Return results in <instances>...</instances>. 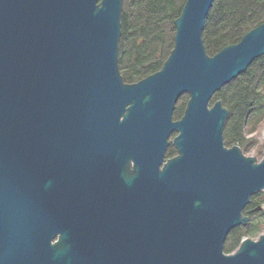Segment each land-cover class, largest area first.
Listing matches in <instances>:
<instances>
[{
  "label": "water",
  "instance_id": "water-1",
  "mask_svg": "<svg viewBox=\"0 0 264 264\" xmlns=\"http://www.w3.org/2000/svg\"><path fill=\"white\" fill-rule=\"evenodd\" d=\"M212 1L185 0L161 67L126 82L123 0H0V264H264V232L223 250L264 155L226 146L210 104L264 54V21L209 55Z\"/></svg>",
  "mask_w": 264,
  "mask_h": 264
},
{
  "label": "trees",
  "instance_id": "trees-1",
  "mask_svg": "<svg viewBox=\"0 0 264 264\" xmlns=\"http://www.w3.org/2000/svg\"><path fill=\"white\" fill-rule=\"evenodd\" d=\"M184 2L123 0L118 63L124 81H138L161 67L173 46L174 20ZM263 21L264 0H213L202 30L207 54L213 55L222 47L238 42L245 32ZM187 98L188 94L184 93L176 103L174 119L181 116ZM216 99L228 109L223 127L224 144L228 147L237 144L242 151L255 145V140L247 138L246 133L264 122V54L215 92L210 104ZM262 148L264 143L258 145L256 152L261 157ZM165 153L166 157L172 156L174 147L169 145ZM260 217H264V211L251 216L246 225L233 227L226 235L224 252L233 251L243 237L262 229Z\"/></svg>",
  "mask_w": 264,
  "mask_h": 264
},
{
  "label": "rangeland",
  "instance_id": "rangeland-1",
  "mask_svg": "<svg viewBox=\"0 0 264 264\" xmlns=\"http://www.w3.org/2000/svg\"><path fill=\"white\" fill-rule=\"evenodd\" d=\"M246 137L249 139H254L255 140V145L253 146H249V149H244L243 153L245 155H251V156H255L257 158V160L261 159V156L257 155V149H258V145H261L264 143V122L262 121L257 127H255L252 131L246 133ZM262 155H264V148H262ZM262 207L264 208V204L262 205ZM262 220L263 222V227L262 229H259L257 232L253 233L252 235L248 236L252 239H255L258 237V235L262 232H264V217L263 218H259ZM256 222V220H254Z\"/></svg>",
  "mask_w": 264,
  "mask_h": 264
},
{
  "label": "flooded vegetation",
  "instance_id": "flooded-vegetation-1",
  "mask_svg": "<svg viewBox=\"0 0 264 264\" xmlns=\"http://www.w3.org/2000/svg\"><path fill=\"white\" fill-rule=\"evenodd\" d=\"M263 204H264V191H260L258 193L253 194L250 197L248 204L244 207V209L247 207L246 214H244V209H243V215L248 216V218L250 219V217L253 216L254 214L263 212L264 211V208L262 207ZM115 227L116 228L121 227V221L119 220V218L116 219ZM121 235L122 232L117 233V236L121 237Z\"/></svg>",
  "mask_w": 264,
  "mask_h": 264
}]
</instances>
